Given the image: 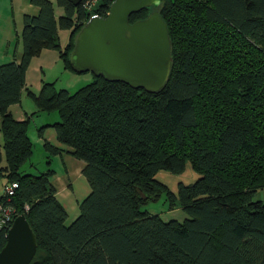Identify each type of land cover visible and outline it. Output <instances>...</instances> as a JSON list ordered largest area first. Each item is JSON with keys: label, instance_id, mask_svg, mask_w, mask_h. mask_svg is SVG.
<instances>
[{"label": "trees", "instance_id": "16d2710c", "mask_svg": "<svg viewBox=\"0 0 264 264\" xmlns=\"http://www.w3.org/2000/svg\"><path fill=\"white\" fill-rule=\"evenodd\" d=\"M88 1L54 0L56 16L48 0H29L37 12L22 17L20 55L0 64V249L22 214L36 242L29 264H264V202L252 199L264 188V0H160L171 68L157 93L94 76L72 94L52 82L26 87V69L42 50L57 52L72 72L75 35L113 0L89 10ZM22 95L34 110L16 120L10 108ZM50 113L58 120L37 135L52 128L82 163L89 190L69 225L54 172L20 170L32 153V117ZM41 147L48 162L62 152ZM186 165L198 178L175 193L154 179ZM161 195L187 218L163 221L143 209Z\"/></svg>", "mask_w": 264, "mask_h": 264}, {"label": "water", "instance_id": "95a60500", "mask_svg": "<svg viewBox=\"0 0 264 264\" xmlns=\"http://www.w3.org/2000/svg\"><path fill=\"white\" fill-rule=\"evenodd\" d=\"M159 4L160 0H113L104 17L87 21L75 35L67 59L71 71L149 93L162 90L171 57L167 28L156 10ZM145 9L149 13L144 19L129 22L132 14ZM4 238L0 264H29L36 242L24 215L13 219Z\"/></svg>", "mask_w": 264, "mask_h": 264}, {"label": "crops", "instance_id": "0c3cea01", "mask_svg": "<svg viewBox=\"0 0 264 264\" xmlns=\"http://www.w3.org/2000/svg\"><path fill=\"white\" fill-rule=\"evenodd\" d=\"M36 12V8L30 5L29 0H0V64L10 62L13 58H15V60L18 59L20 55V44L16 41V37L21 29L22 17L24 14L34 15ZM63 44L60 43V46ZM60 68H62V65L59 61L57 52L52 50H42L38 56L30 60L24 76L25 86L32 91L37 92L40 89L42 82L48 83L47 81L49 77H51L53 71ZM11 107L13 113L12 115H17L14 117L16 120L24 119L25 115L33 111L31 110V112H29V108L27 109L22 107L20 103ZM14 109L17 110L14 111ZM34 127L37 128V124H35V122ZM35 134V143L42 145V142L46 141L48 144L62 150L59 156L56 155L60 157V159L63 156H65L64 158L71 159V156L66 152L68 149L62 147V145L56 141L52 128L43 130L41 136H38L36 131ZM61 155L63 156L61 157ZM77 164L78 165L75 167L76 172H78L76 175L77 194H75L73 184H68L67 180H69V178L67 177V167H65L64 164L65 175L63 177L66 178V180L63 179V181L59 182L58 177H56L52 181V185L55 189V197L66 213V225H69L70 222L77 216V204L88 194L89 191L88 186L80 173L82 164ZM80 178H82L83 181H81Z\"/></svg>", "mask_w": 264, "mask_h": 264}, {"label": "rangeland", "instance_id": "374dc122", "mask_svg": "<svg viewBox=\"0 0 264 264\" xmlns=\"http://www.w3.org/2000/svg\"><path fill=\"white\" fill-rule=\"evenodd\" d=\"M54 9V14L56 16H59L61 14V10L55 5L54 0H48ZM65 32L60 31L59 32V40L60 43H64L65 41ZM93 79V76L88 72V73H82V74H76L67 70H63L62 68L57 69L53 71L51 77H49L47 82H52L54 83L55 89H65L68 91L69 94H72L75 92L77 89L81 88L82 86L88 84L91 82ZM20 105L25 108H29V112L31 110H34V105L33 103L25 98L24 95L21 96V102ZM12 112V107L10 108ZM17 110V109H16ZM14 109V111H16ZM28 112V111H27ZM13 114V113H12ZM14 117L17 115L14 114ZM53 117V118H52ZM58 120L57 116L55 113H50V114H39L37 117L34 116L32 117V120L28 126L27 130V135L32 142V153L26 161L23 166L21 167L20 170L28 172L30 174H39L40 172L45 171L46 169H50L54 172L52 177H50V181L52 182L56 177H58L59 182L66 180L63 176L65 175V169L64 166L67 167V173H68V184L72 183L75 194H77V173L75 167L78 165L77 163H81L80 161L74 159L71 157L69 158H64L65 154L61 155V159L58 156H50V161H47V154L43 151L41 144L35 143V138H36V128L34 127V122L37 124V127H39L41 124H46L45 122H54L52 120ZM34 121V122H33ZM35 131H34V129ZM64 147V146H62ZM66 148V147H64ZM67 160V162H66ZM63 161V162H62ZM48 162V164H46ZM64 164V166H63ZM82 164V163H81ZM82 167V166H81ZM62 176V178H61ZM81 177V176H79ZM198 178V175L194 173L188 165L185 166L184 171L178 174H171L166 171H159L158 173L155 174L154 179L163 185H165L168 190L172 193L176 192V188L178 183L187 185L191 184ZM81 181L82 178H80ZM2 183V180H0V185ZM252 199L255 200H261L264 202V188L261 190H257V192L252 196ZM143 209L146 210L149 214H157L163 221H168L171 219H174L178 222L183 221L184 219L187 218V215L177 209L174 208L172 210H168L167 208V203L165 202L164 195H161L156 201L153 202H148L146 205L143 206Z\"/></svg>", "mask_w": 264, "mask_h": 264}, {"label": "built area", "instance_id": "2783aa9c", "mask_svg": "<svg viewBox=\"0 0 264 264\" xmlns=\"http://www.w3.org/2000/svg\"><path fill=\"white\" fill-rule=\"evenodd\" d=\"M96 3H97L96 0H89V1L86 3V7H87V9L89 10V9L92 8ZM96 18H102V17H101V16H98V15H96V14H93V15H90V16H89V18H88L87 21L92 20V19H96ZM12 186H13V185H11L10 187L6 188V191H7V193H8L9 195H10L11 192H12V189H11Z\"/></svg>", "mask_w": 264, "mask_h": 264}]
</instances>
